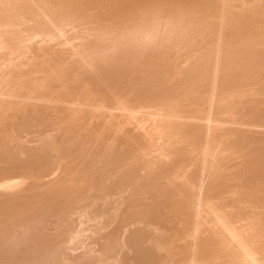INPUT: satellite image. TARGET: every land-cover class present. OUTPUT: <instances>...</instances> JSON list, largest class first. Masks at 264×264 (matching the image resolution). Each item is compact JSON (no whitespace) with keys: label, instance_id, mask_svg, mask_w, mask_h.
Listing matches in <instances>:
<instances>
[{"label":"bare ground","instance_id":"1","mask_svg":"<svg viewBox=\"0 0 264 264\" xmlns=\"http://www.w3.org/2000/svg\"><path fill=\"white\" fill-rule=\"evenodd\" d=\"M0 264H264V0H0Z\"/></svg>","mask_w":264,"mask_h":264}]
</instances>
